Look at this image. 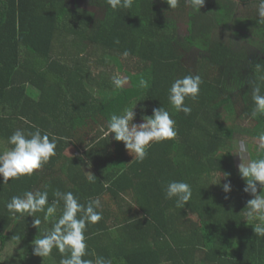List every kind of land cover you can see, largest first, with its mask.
I'll return each mask as SVG.
<instances>
[{"label": "trees", "instance_id": "trees-1", "mask_svg": "<svg viewBox=\"0 0 264 264\" xmlns=\"http://www.w3.org/2000/svg\"><path fill=\"white\" fill-rule=\"evenodd\" d=\"M257 3L205 0L193 13L183 0L176 10L164 0H135L131 9L115 11L104 0H0V154L13 147L8 138L17 129L58 138L55 156L33 175L0 183V264H60L56 249L46 258L32 251L51 221L38 213L37 228L33 217L17 220L5 207L12 196L35 190H47L50 203L55 190L71 191L83 204L100 199L102 219L86 229L85 259L264 264V238L251 226L257 221L248 225L243 217L252 196L243 191L235 153L242 136L264 132V116L251 115L253 86L264 95ZM196 51L202 58L190 68L185 57ZM115 68L131 80L119 92L111 83ZM185 75L202 80L198 98L185 100L190 115L168 101L172 82ZM141 78L148 88L137 87ZM134 103L133 123L160 106L176 122L175 138L152 143L143 162L114 134H103L110 116ZM248 149L256 159V145ZM174 180L191 185L184 208L165 198Z\"/></svg>", "mask_w": 264, "mask_h": 264}, {"label": "clouds", "instance_id": "clouds-1", "mask_svg": "<svg viewBox=\"0 0 264 264\" xmlns=\"http://www.w3.org/2000/svg\"><path fill=\"white\" fill-rule=\"evenodd\" d=\"M112 10L131 9L135 0H104ZM170 9L176 10L181 0H164ZM186 6H191L193 13L200 12L205 0H183ZM257 14L259 23L264 24V0H258ZM124 56L128 55L125 51ZM264 80V77H261ZM113 90L118 92L129 83L127 76L113 75L111 77ZM202 83L199 75H185L175 79L168 90V101L176 112L191 114V107L185 103L186 99L195 101L200 94ZM137 87L148 88L149 82L143 78L139 80ZM252 117L264 116V95L258 84L252 88ZM133 107L125 108L120 115L112 114L107 123L104 136L114 134L116 141H122L125 149L138 162L148 155V148L152 143H161L172 140L177 135L175 120L170 112L163 107L153 108L152 115L144 116L142 123H133L136 116ZM35 127V126H33ZM57 137L49 138V134L36 128L34 132L17 129L9 138L8 143L13 147L0 154V183L7 184L9 180L20 179L23 176H31L46 164L51 157L55 156ZM63 139V138H61ZM256 159L250 157L249 149L244 142L239 143L238 150L241 163L238 171L245 181L243 191L249 193L252 198L247 201L243 212L244 220L257 221L253 226L254 233L258 238H264V190L258 192V187L264 189V132L256 138ZM229 174L224 175L227 178ZM221 182V177H220ZM216 184V183H215ZM106 188L109 185H104ZM227 194L231 191V182L222 185ZM166 199H174L176 207L184 208L192 197L191 185L184 181H170L164 188ZM54 199L49 202L47 190L25 191L22 195H14L5 205L9 214L15 218L33 217V226L39 228L41 219L38 213H43L44 221H51L50 228L45 229L40 238L34 239L33 254L42 258L51 256L53 249L61 254L60 264H112L110 259L95 256V260L85 259L88 252L86 242V229L88 225L97 224L102 219V204L99 198L89 200L86 204L81 203L71 191L62 192L55 190ZM228 198L227 196L225 197ZM62 205V207H61ZM60 214L57 215V210ZM249 225V224H248ZM92 255H95L94 253Z\"/></svg>", "mask_w": 264, "mask_h": 264}, {"label": "rangeland", "instance_id": "rangeland-1", "mask_svg": "<svg viewBox=\"0 0 264 264\" xmlns=\"http://www.w3.org/2000/svg\"><path fill=\"white\" fill-rule=\"evenodd\" d=\"M98 14L99 15H103V14H101L99 11H98ZM246 45H247V43H246ZM202 57H201V52H193V53H190L189 55H187L186 57H185V60H184V62L190 67V68H194V66H196L197 65V63H198V61L201 59ZM116 69V68H115ZM100 70L101 69H99V70H96L95 71V74H97V72H98V74H99V72H100ZM234 70H230V71H228V73H227V80H229L231 83H233V78H234V76H236V75H234V76H232L233 75V72ZM115 74H117V75H123V74H125L124 72H123V70H122V68H120L119 70H118V68L116 69V73ZM126 75V74H125ZM131 85V80H129V83L125 86V87H129ZM119 92V91H118ZM244 118V117H243ZM248 124V119L247 118H245V121H244V124ZM240 140H241V142H245L246 143V145H247V147L248 148H253L255 145H256V139L255 138H252V137H250V136H248V135H244V136H242L241 138H240ZM248 144H250V145H248ZM73 152H75V148L74 147H70L69 149H68V153H73Z\"/></svg>", "mask_w": 264, "mask_h": 264}, {"label": "crops", "instance_id": "crops-1", "mask_svg": "<svg viewBox=\"0 0 264 264\" xmlns=\"http://www.w3.org/2000/svg\"><path fill=\"white\" fill-rule=\"evenodd\" d=\"M85 10H88V11H95V7H90L89 5H86L84 6Z\"/></svg>", "mask_w": 264, "mask_h": 264}]
</instances>
